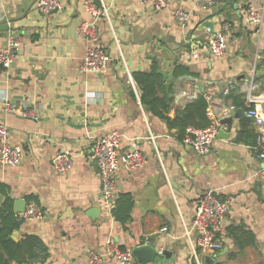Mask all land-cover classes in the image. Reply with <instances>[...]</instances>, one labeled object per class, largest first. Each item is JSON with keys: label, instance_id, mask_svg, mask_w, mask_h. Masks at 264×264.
Returning a JSON list of instances; mask_svg holds the SVG:
<instances>
[{"label": "crops", "instance_id": "obj_1", "mask_svg": "<svg viewBox=\"0 0 264 264\" xmlns=\"http://www.w3.org/2000/svg\"><path fill=\"white\" fill-rule=\"evenodd\" d=\"M61 1L62 9L43 15L37 0H0V22L7 28L0 31V45L9 32L19 44L12 66L0 68V123L9 130L10 143L24 152L20 165L0 164L2 202L9 198L27 205L33 197L44 212V218L20 224L11 238L37 235L46 251L38 264H91L92 256L100 258L98 264H115L105 250L109 238L121 249L141 244L162 249L156 264H195L183 226L196 244L190 227L196 200L210 190L231 203L218 236L222 248L200 254L201 264L206 256L212 264H264V181L256 177L249 121L233 118L220 125L210 150L200 155L145 110L133 79L135 72L149 71L153 61L167 78L174 77L175 66L198 74L191 80L174 77L169 84V118L185 104L178 92L192 86L198 95L204 93L211 122L244 110L241 84L252 80L255 92H264V0H167L163 10L136 0ZM85 1L105 8L107 17L90 18ZM248 7L262 14L259 25L246 22ZM205 20L214 24V33L223 23L230 25L221 58L207 50L211 34L199 30ZM82 21L96 26L98 45L109 55L98 75L80 69L89 45L77 33ZM192 51L197 58L189 56ZM6 103L30 110L35 118L8 110ZM109 132L119 135L120 153L133 147L146 158L134 171L117 170V195L131 199L123 224L101 203L98 169L90 158L93 141ZM60 152L72 160L64 174L51 168V158Z\"/></svg>", "mask_w": 264, "mask_h": 264}, {"label": "built area", "instance_id": "obj_2", "mask_svg": "<svg viewBox=\"0 0 264 264\" xmlns=\"http://www.w3.org/2000/svg\"><path fill=\"white\" fill-rule=\"evenodd\" d=\"M136 1L140 3L150 2L157 10H163L168 5L167 0ZM62 7L61 0H37L36 3L37 10L43 15H49L53 11L62 9ZM84 8L90 18L94 20L101 16L107 17L105 8H97L89 1L84 2ZM176 17L185 18L184 14L179 12H176ZM245 19L249 24L259 25L262 21V14L258 13L256 9L248 7L245 12ZM229 32L230 25L223 23L217 32L208 37L206 47L214 58L218 59L224 56ZM77 33L89 44L81 60L80 69L95 75L102 73L109 61V55L98 45L99 33L96 26L92 22L82 21L77 27ZM18 54V40L12 32H9L3 44L0 45V68L11 67ZM189 56L194 59L198 57V53L192 51ZM255 89L256 85L251 80L241 84L239 91L244 98V117L249 121L255 133V144L252 149L258 162L256 177L258 180L264 181V92L256 93ZM178 95L184 99L185 103L190 102L198 96L197 88L192 86L188 92L181 90ZM6 106L12 112L18 110L8 103ZM18 111L24 117L35 118L33 112L26 108ZM219 126L216 121L204 128H188L181 142L200 155L206 154L211 148L212 140L216 136ZM9 136L7 127L0 123V164L4 167H16L21 164L24 152L19 145L10 143ZM149 138L153 139L151 135ZM119 144V135L116 132H109L93 141L90 152V158L98 169L101 186L100 201L107 208L112 209L117 199V170L121 167L131 172L142 167L146 162L144 154L133 147L120 153ZM51 168L56 174L67 173L72 168L69 153L55 154L51 158ZM230 203L229 198H220L210 190L203 192L196 200L190 226L197 234L196 244L189 238V229L185 225L183 226L195 264H201L200 254L216 253L222 248L218 236L223 231V220ZM17 216L26 222L44 218V212L37 204L28 203L22 212L17 213ZM161 231H165V228ZM105 250L115 264H135L131 251L121 249L111 238L106 240ZM157 253L162 254L163 250L159 249ZM99 262L100 258L97 256L91 257V264H98Z\"/></svg>", "mask_w": 264, "mask_h": 264}, {"label": "trees", "instance_id": "obj_3", "mask_svg": "<svg viewBox=\"0 0 264 264\" xmlns=\"http://www.w3.org/2000/svg\"><path fill=\"white\" fill-rule=\"evenodd\" d=\"M157 71L158 65L153 61L149 71L133 74L135 85L140 91L139 101L145 110L163 120L169 129H175L180 141L188 128L199 129L208 126L211 121L207 116L209 107L204 93H200L194 100L185 103L182 108L176 110L173 118L167 117L173 103V90L171 87L168 89L164 87L162 76ZM172 74L175 78L182 76L198 78V74L190 72L183 66H175ZM234 99L236 105H241V94L234 96ZM241 134L242 132L240 137ZM253 136L252 147L255 144V135L253 134ZM0 194L5 195L1 186ZM33 202L37 204V199L27 198V203ZM115 202L116 207L112 209L111 214L117 222L123 224L129 219L131 199L129 196L117 195ZM22 223L23 221L18 218L17 213L13 210L12 200L5 198L0 204V264H38L44 262L46 251L37 235L29 234L18 241L11 238L12 232L17 230ZM228 234L232 235L229 228ZM232 238L236 243H240L235 235Z\"/></svg>", "mask_w": 264, "mask_h": 264}, {"label": "water", "instance_id": "obj_4", "mask_svg": "<svg viewBox=\"0 0 264 264\" xmlns=\"http://www.w3.org/2000/svg\"><path fill=\"white\" fill-rule=\"evenodd\" d=\"M6 29L7 28L4 22H0V31L6 30ZM199 30H207L208 34H213L214 24L209 20H205L200 25ZM157 72L162 76L164 87L168 89L169 84L173 82L175 78L174 77L167 78V75L161 70H158ZM191 79L192 78H190L189 76H182L178 80H191ZM207 85H209V83ZM242 117H244V110L237 109L235 111H232L228 117L220 119L218 123L219 125L223 126L228 123H231L233 118H242ZM222 132L223 131L220 129L219 133H222ZM2 199H3V196L0 194V204L2 203ZM25 206H26V203L23 200H16L13 204V210L15 213H20L24 210ZM130 251H131L133 259L136 261L137 264H145L148 262L156 264L155 259L161 258L163 256L162 254H158L155 248L149 244H141V245L135 246ZM212 263H213V259L210 256H206L204 258V264H212Z\"/></svg>", "mask_w": 264, "mask_h": 264}]
</instances>
